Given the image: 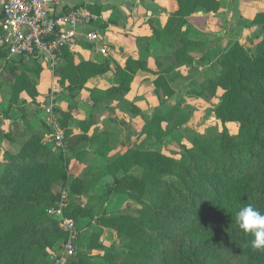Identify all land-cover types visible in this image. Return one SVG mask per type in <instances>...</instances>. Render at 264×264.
<instances>
[{
	"label": "trees",
	"instance_id": "trees-1",
	"mask_svg": "<svg viewBox=\"0 0 264 264\" xmlns=\"http://www.w3.org/2000/svg\"><path fill=\"white\" fill-rule=\"evenodd\" d=\"M174 1L177 10L161 28L151 27L149 38H136L135 43L145 48L144 55L139 51L137 58L124 55L122 64L111 58L99 64L90 60L76 63L73 52L66 49L62 56L64 63L54 70V81L74 98L90 79L103 76L112 65L111 86L88 90L90 101L98 105L125 100L138 73L151 75L159 106L150 118L146 111L135 107L129 113L144 122L141 133L147 139H160L180 123L173 128L168 126L172 113L181 109L180 101L173 102L174 91L168 82L200 77L197 96L206 100L218 98L213 119L223 126L221 131L195 136L189 146L181 145L176 154L158 156L152 162L128 150L103 171L92 170L90 179H70L69 161L93 148L95 155L103 158L109 150L110 138L108 132L93 138L87 136L89 127L95 123L92 116L80 121V133L73 134L67 129L72 115L57 109L67 155H55L52 144L41 133L27 132L16 151L5 153L0 163V264H29L48 252L54 255L65 233L47 215V210L60 195L57 188L67 185L70 200L65 216L76 224L79 217L94 218L101 230L114 231L124 243L122 248L98 245L103 260L109 264H264V251L251 247L254 237L244 233L235 220L236 212L247 204L264 213V10L246 25L259 29L247 40L249 47L234 43L223 48L217 41L203 40L208 35L194 39L184 30L189 17L200 10L204 14L216 13L220 2ZM89 8L100 13V6ZM151 40L167 49L166 67L162 68L159 58L149 65ZM5 59V50L0 46V65ZM23 61L24 58L8 61L0 69V90L7 84L14 92L13 103L19 98V91L24 90L30 98L37 97L26 71L39 76L41 66L31 68ZM202 64L205 66L196 74L184 77L179 72L195 71ZM158 89H162V95ZM219 91L222 93L218 96ZM227 123L237 124L239 139L230 135ZM5 137L10 139L11 134ZM117 165L125 170L106 185V193L124 191L127 200L139 206L135 216L99 214L91 204L93 196L83 205L71 200V196H80L106 178ZM136 167L140 170L138 175L132 172ZM98 171L99 176H93ZM83 257L81 254L77 258L76 253L68 264L74 258V264H81Z\"/></svg>",
	"mask_w": 264,
	"mask_h": 264
},
{
	"label": "rangeland",
	"instance_id": "rangeland-1",
	"mask_svg": "<svg viewBox=\"0 0 264 264\" xmlns=\"http://www.w3.org/2000/svg\"><path fill=\"white\" fill-rule=\"evenodd\" d=\"M68 2L69 4L75 3L74 0H68ZM262 10H264V8H262ZM254 15V13H246L244 15L235 13L233 15V20H231L232 23H223L221 21L223 27V29H221L224 31L221 36H219V34L212 35L211 33L198 35L200 31L193 29V26H189L187 30L191 38L194 37L196 39H202L203 35H208V38H203V40H206L209 43H214L217 41L223 48L234 43H239L245 47H249V44L247 42L249 38H246V36L244 38L243 34H246V32H243V28L253 21ZM197 26L204 29L201 22H198ZM217 32L218 31L214 33ZM258 32L259 29L257 28V33ZM129 43L133 45L134 41L130 40ZM220 44H216V47L220 46ZM135 45L140 55H144V47L138 46L136 43ZM207 46H210V44ZM81 48L84 51L88 50L86 49V47ZM112 48L116 51L117 56L119 57L120 53H118V47L116 45H113L111 49ZM107 49L109 50L110 48L107 47ZM166 50L167 49L165 47L157 46L155 41L151 40L148 50L150 54L149 59L152 60L151 64H153L155 58H159L158 60H161V63L163 64L162 68L166 67L167 65L164 61ZM214 50L215 48H213L211 51ZM89 56H91L90 53ZM107 57L108 56L102 57L100 60H106ZM23 62L31 68H33L36 64H39L42 69L39 76L33 75L29 71H26L27 76H29L32 81V85L36 88L37 97L30 98L24 90L19 91L18 97L23 95L24 98H27V100H30L31 102H26V105L23 108H15L16 110H18L19 115L21 113H24L23 118L30 117V114H32L31 118H33V120L35 121L31 123V126H36L34 127V129H36L37 125H39L38 118L41 116V103L38 104L37 100L40 99L41 101L42 97L51 93L53 89L52 80L54 73L51 76L48 70L41 64L40 61L34 62L32 60L24 59ZM3 63H1L0 69L3 65H6L5 63L9 62L4 60ZM203 66H205V64H202L200 67L198 66L195 71L180 69L179 72L180 74H182V76L186 77L187 75L190 76L196 74L201 70ZM112 77L113 78L108 80L109 83L114 82V76ZM149 78L153 80L152 77ZM199 82L200 77L193 81L172 79V81L168 82V85H170V87L173 88L174 91L173 102H181V109L177 112L172 113L170 118L171 121L168 126L173 128L172 126L174 124H176L177 122L180 123L179 127L175 128L171 132H169L168 129V132L170 134L168 133L169 135L167 134V136H164L160 139H155L154 137H150L149 139H147L141 133L144 122L141 121L140 117H133L129 113V110L132 107L138 109L141 108L142 110L147 112V117L150 118V116L153 114V110H155L159 106V98L155 93V86L153 82L143 80L140 84V88H137L136 91H132L127 95V97L132 98V100L125 99L121 102L115 103L104 102L98 105H92V102L88 97L77 95L74 98H70L66 92H60L57 96L58 104L61 105L64 102L68 105L70 114L72 115L71 121L77 122V120H80L81 115L79 113L82 112L86 115H92L96 120V123H98L97 126H95L91 137L89 138H93L95 135L100 134L104 131H109L110 133L109 150L106 152L103 158L95 155L93 148L89 149V151L85 155H82L77 160L71 159L69 161L68 171L70 179L83 178L84 180H88L92 177V170L100 169V172L103 171V169L108 164H114L120 159L124 152L128 150L136 151L137 153L146 157L148 162H152L153 159L158 156L171 157L172 155L176 154L180 150L181 145L189 146L191 139L195 136L205 137L209 135H215L220 132L223 126L213 119V111L215 105H217L218 103V98L206 100L202 97L197 96V93L199 91ZM158 90L160 95H162V89ZM11 93L14 92L7 87V84L0 90V100L3 101L2 103L8 104V111L11 108L13 109V106L17 104H13V102L11 101ZM221 93L222 92L219 91L218 96L221 95ZM24 94H26L27 96L25 97ZM85 98H87V100H84ZM32 100H34V102H32ZM11 116L16 117L14 113ZM162 126L163 129H165L166 125L163 124ZM225 127L228 129L231 136L239 139L237 134V124L227 123L225 124ZM166 130L167 128L164 131ZM39 133H41L43 138L47 140L46 128L39 130ZM25 134L26 132L21 133L20 138H22V136ZM86 146H88V144H86ZM52 152L55 155L59 153V151L57 150H52ZM67 154L68 152L66 153V155ZM116 164H118V162ZM124 170L125 169H122L120 165H117V168L110 171L106 178L102 179L90 190L82 193L80 196H71V200L77 202L79 205H83L88 201L89 197L93 196L94 201H92L91 204L93 205L95 211L99 214H130L132 216H135L137 214V210H139V206L134 201H128V197L126 196L124 191L117 190L115 191V193L108 194L106 193L105 189L106 185L111 184L114 178L119 177L121 175V172H123ZM137 170L139 169L136 167L132 169V172L138 175L139 172ZM99 171L93 172V176H99ZM146 175H148V173H146ZM64 190H67L69 193L68 185L63 189L57 188L56 193H62ZM93 220L94 218L91 219L88 217H79L76 220L78 226H81L83 229H85V231H83L80 235L77 242V258L81 254L84 255L81 260V264H109L105 260H103V251L98 245L112 246L113 248H122L124 243L117 237L114 231L107 229H105L106 231L101 230L97 223ZM51 257V252H48L46 255L35 257L29 264H50ZM75 260L76 258L71 260L69 264H74Z\"/></svg>",
	"mask_w": 264,
	"mask_h": 264
},
{
	"label": "crops",
	"instance_id": "crops-1",
	"mask_svg": "<svg viewBox=\"0 0 264 264\" xmlns=\"http://www.w3.org/2000/svg\"><path fill=\"white\" fill-rule=\"evenodd\" d=\"M60 1L61 4L65 7V9H69L81 5L87 6L88 8L89 6L101 7L100 13L98 14L101 18V25L99 29L100 31L102 30L101 35L105 40L106 48L109 47L110 49L109 50L107 49L105 55H101L95 52L88 44L79 42L76 46L70 49V51L73 52L74 54V61L76 63L81 60H90L94 63L99 64L105 61L103 59L100 60L102 57L108 56L107 59L111 58L115 63L122 64L124 61V55H130L133 56L134 58H137L139 53L135 45L136 38L151 37L152 35L151 27L157 29L161 28L166 23L170 14L174 13L177 10V5L174 0H74L75 2L74 4H69L68 0H60ZM216 1L221 3L220 9L216 13L204 14L203 11H198L196 15H193L187 19V24L184 27V30L188 29L189 26H193V29L200 31L198 35L211 33L212 35L219 34V36H221L224 33V31L222 30L223 29L222 22L232 23L231 20H233V15L235 13L240 15H244L246 13L256 14L262 11V8H264V0H216ZM109 20L112 21L110 22ZM198 22L202 23L204 29L202 27L197 26ZM216 31L218 32L214 33ZM243 32H246V34L245 33L243 34L244 38L245 36L246 38H250L257 34V27L246 26L243 28ZM130 40L134 41L133 45L129 43ZM113 45H116L118 47V51H119L118 53H120L119 57L117 56L116 51L113 48L111 49ZM81 47H86V49L90 51L88 50L84 51ZM89 53L91 54V56H89ZM63 63L64 62L62 60L60 65H62ZM151 63L152 60L149 59V65H152ZM110 71L101 77L90 79L85 85L84 90H82L78 94V96L82 95V97L89 98V93H88L89 89L105 90L107 87H110L111 84L113 83V82L112 83L108 82L109 79L113 78L112 65L110 66ZM53 73L49 72L51 76L53 75ZM149 77H151V75L146 73H138L132 82L131 92L136 91L137 88H140V84L143 80H148L151 82L152 79ZM52 82H53L52 90H55L58 96V94L64 90L54 81V76ZM24 95L25 97L27 96L26 94ZM44 99L45 96L41 98V101L40 99L37 100L38 104L41 103V109H40L41 116L38 118L39 125H37L36 129H34V127L36 126H31L32 125L31 123L35 121L33 120V118H31L32 114H30V117L27 118L24 117L25 118L24 119L23 118L24 113H21L19 115L18 110L15 109V108H23L26 105V102L27 103L31 102L30 100L24 98L23 95L20 96L17 99V101L13 103V104L16 103L17 104L14 105L13 106L14 108L13 109L11 108L12 110L10 109L9 111H8L9 108L8 104L2 103L3 101L0 100V163L3 160V156L5 153H14L16 151L17 145L21 141L20 138L21 133L23 132L27 133L29 131L39 132V130L45 128V126L43 125V114H42V106ZM125 99L132 100V98L129 97H126ZM84 100H87V98H85ZM92 105L94 104L92 103ZM58 109L63 113L70 112L68 105L64 102L61 105L58 104ZM140 110L144 112V110H142L141 108ZM13 113L16 115V117L11 116ZM79 114L81 115L80 116L81 119L77 120V122L71 121L72 118L68 120L69 125L67 129L71 130L73 134L80 133L79 130L80 121L86 120L89 116H92V115H86L82 112H80ZM97 124L98 123H96L95 120V123L89 127L87 131L88 137H91L93 130L95 126H97ZM104 132L109 133V131H104ZM7 134H11L10 139L5 137V135Z\"/></svg>",
	"mask_w": 264,
	"mask_h": 264
},
{
	"label": "built area",
	"instance_id": "built-area-1",
	"mask_svg": "<svg viewBox=\"0 0 264 264\" xmlns=\"http://www.w3.org/2000/svg\"><path fill=\"white\" fill-rule=\"evenodd\" d=\"M0 46L6 61L24 58L41 64L51 73L62 62L64 50L79 42L88 44L95 52L105 55V40L100 33L101 18L87 6L69 9L60 0H0ZM57 92L45 96L42 114L47 140L53 151L66 154L64 134L59 125ZM69 193H60L47 215L54 219L65 239L50 264H68L76 256L77 242L85 229L65 216Z\"/></svg>",
	"mask_w": 264,
	"mask_h": 264
},
{
	"label": "clouds",
	"instance_id": "clouds-1",
	"mask_svg": "<svg viewBox=\"0 0 264 264\" xmlns=\"http://www.w3.org/2000/svg\"><path fill=\"white\" fill-rule=\"evenodd\" d=\"M235 220L244 233L254 237L251 247L264 251V213L253 204H247L236 212Z\"/></svg>",
	"mask_w": 264,
	"mask_h": 264
}]
</instances>
